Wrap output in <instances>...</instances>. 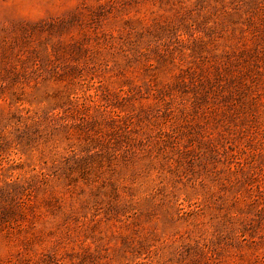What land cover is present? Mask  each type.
<instances>
[{"label": "rangeland", "instance_id": "obj_1", "mask_svg": "<svg viewBox=\"0 0 264 264\" xmlns=\"http://www.w3.org/2000/svg\"><path fill=\"white\" fill-rule=\"evenodd\" d=\"M0 264H264V0H0Z\"/></svg>", "mask_w": 264, "mask_h": 264}]
</instances>
